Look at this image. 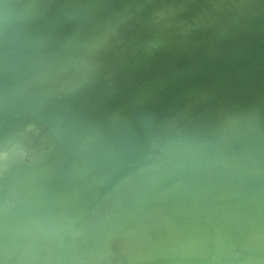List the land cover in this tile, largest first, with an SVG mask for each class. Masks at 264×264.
<instances>
[{
	"label": "rangeland",
	"instance_id": "rangeland-1",
	"mask_svg": "<svg viewBox=\"0 0 264 264\" xmlns=\"http://www.w3.org/2000/svg\"><path fill=\"white\" fill-rule=\"evenodd\" d=\"M31 1H33L34 4ZM206 1H209L210 3H207ZM26 5L30 7V10H28L29 8L26 7ZM131 7H135L131 21H121L113 29V31L108 34L103 44L89 47L84 52H80L81 47L86 44L89 45L99 37V34L94 29V25L99 19L102 18V16H104L109 11H115L117 16H119L120 14L125 12L126 9H129ZM22 11L25 14H23ZM14 12L10 16L12 20L7 25V33L5 39L0 42V80L2 81V84L0 83V119H2L6 113L7 118L11 116L13 125L9 128V131L6 133L3 140L0 141V264H34L35 260V264H42L43 261H45V263L43 264H47V262H50L49 264H52L53 262L54 264L55 259H57L55 260V264H57L58 260L59 262L62 260V258L60 257L62 253L68 254V256L70 255V259L68 260L70 261L69 263L65 262L66 260H63V263L67 264H100L103 255L104 259L106 258L105 260L107 261L109 257L115 255L116 253V242L113 238L115 236H111L106 241H102L100 243L98 242V239H96V237L99 236L100 233L99 232L98 234H96V230L100 228V223H102L96 222V219L98 220L101 212H104V214H106L104 218L105 221H108V219L110 221L113 218L116 219L118 213L120 214L119 216L122 217L121 212H123L122 208L124 206H119V204L122 205L123 203V205H126L125 201L133 198L132 193H134V195H139L140 193H142V191L144 192L145 190H143V188L140 191V187H142L144 183L148 185L152 178H150L149 176L153 175L154 177L156 175L158 180L155 177V179H153L158 182L161 179V176L165 174V172L171 171L172 173L173 170H176L174 171L175 173H173L175 175L174 177L173 174L172 177L170 176V174L169 176L165 175V180L164 178L161 179V183L162 180L167 182L172 181L170 183H166L165 187H167L163 189L165 191H162V194L158 195L155 200H152L149 203L142 204L136 210V212L129 217L127 221L124 220L125 222H123L124 229L130 227V230L127 229L129 230V232H132L135 229L134 227L136 226V224L142 225L144 230L143 234H141V236L139 235L140 237L138 236L135 242L136 244H134L130 248V250L123 249L120 244V247L122 248H120V250L124 251L128 256V264H152L155 259H147V257L149 258V256H151L150 250L153 247H158V244L161 247L163 246L166 249H170L171 247L167 245L169 243H167L168 241H166L168 239L167 237L169 236V226L171 225V223L173 225H179L181 223L182 217L184 216L183 213H185V219H193L199 221L202 225L205 226L206 229H208L209 234L204 239L205 244H207L204 245L205 248L209 249L210 251L206 250L207 252L205 251V256L203 255V257L205 259H208L210 262L220 264L221 261L227 260V262L225 261L227 264H232L233 262L244 260V256L245 259L246 257H253L252 253L254 252L258 256H264L263 250H260V248L264 247V237L261 238L264 231H260V226L262 225V223H264V214L261 212L258 214L259 211L257 212L256 210V213L253 215V217L251 215V218L249 217V215L246 217L248 212L246 210L247 205L245 206L246 200L248 199L247 201L251 202V200L256 199V192L264 187V178L259 180H253L252 178V176L258 174V176L264 177V175H260L261 173H264V127L261 123L263 118L262 111L264 110V101H262V98L257 94H253L250 99L244 97L240 93H237L238 96L236 95V97L232 99L219 97V88L222 84V79L226 78V76L228 77L231 74L233 75L230 77L237 78L236 75H238V78L240 79H254L260 77L263 78L262 80H264V46L247 51L245 53L238 52L237 55H235V59L225 67H222L221 69H212L208 72L193 76L194 81L188 91L189 94L187 93L186 96L181 97V105L169 103L171 95L181 94L177 87L179 84H184L185 78L189 76H187V73H185V71L187 67L190 66V63H194L195 60L199 59L203 55L215 56L217 54L229 51L225 50L226 43L231 41L234 36H237V34L243 31V28L240 27L227 36H223L220 33H215L207 26V22L209 21L210 17H218V19L222 18L224 11L223 9H221L218 1L28 0L23 4V6H20ZM211 20L212 19H210V21ZM132 22H137L138 25L140 24V30H146V32H136L135 29L137 26L132 24ZM183 35L190 38L189 47L191 48V52L188 56L185 57L179 55L174 56L173 52L175 51L176 47V39L180 38ZM54 48L56 49V51ZM163 50H167L163 62L171 60L174 63L171 67H169L170 69L164 68V65L163 68L165 69V71L163 70V68H157L152 65L153 58L157 55H162ZM106 56L109 57L107 58ZM126 59L132 60V62L139 64L140 66H149L150 71L144 74V79L146 80V86L149 84L146 88H150L151 93L148 92V89L143 90L142 93H144L146 96H148L147 94L149 93L151 94V96H149L152 97L153 88L154 92L156 91L157 94H154L153 96L154 98H156L154 99L152 97L153 100L150 98L152 102L146 104V102L148 101L146 100V98H148L149 96L146 97L145 95H142L141 92V94L139 92H134L133 95L135 93L136 95L138 93L142 95H139L141 100H138H140L141 102L139 101L138 103L144 104L145 102L146 105H144L146 106V109L153 107L155 118L159 123L157 122V124L155 125L156 129L154 127V129L149 133L150 135L148 134V137L146 136L147 139L145 138L144 145H141L134 150L135 153L132 154L130 161H127L116 167L106 178H103L99 171L96 172V167H93V164L91 165V163L87 159V154L90 150H92V147L96 140L99 138V135L95 132L96 129L95 131L92 130V132L90 133V129L88 127L89 125L86 126V122H83L84 124H80L82 122V117L80 118V116L82 115L83 109L81 108V104L80 106L78 105L80 101H77L78 98L76 96L78 95L77 92L80 91V88L88 86L90 84H94L97 87L99 86V88L101 86H104L102 88L111 87L115 89L116 87L119 92L127 91V94H125L128 95L129 89L126 90L127 87L125 89L122 85H120L121 83L118 80V71L126 63ZM46 63H49L48 68L46 67L48 65L43 67L44 70L47 69L46 72L43 70V74L39 73L41 65L43 66ZM258 64L263 65L261 66L260 71L257 68L259 67ZM254 67L256 69H254ZM99 69L100 72L103 70L106 71L107 69L109 71H103L102 75V72L98 73ZM110 69L112 70V72L114 71L113 74L112 72H110ZM173 69H175V72H172ZM250 69L252 70V72H250ZM166 70L171 71L167 74H172V77L178 75L176 77L179 78L171 77L172 80H170L169 77L168 80L167 76L164 77L165 73L167 72ZM236 70L242 72L239 73V71L237 72ZM243 70L245 73H243ZM109 72L111 74H109ZM234 72L237 73L235 74ZM247 72L248 74H246ZM154 74H156V76ZM110 75L113 77V82L107 80L111 77ZM153 76L155 78H153ZM116 77L117 79L115 80ZM146 77H150V80ZM217 77H219L221 80L219 81V78ZM104 80H107L106 83H104ZM110 82L111 84H109ZM150 84L152 85V87L150 86ZM160 84H162V88ZM216 84H219L220 86H217ZM213 85H216V88ZM154 88H156V90ZM8 90H11V94L6 95ZM117 90L113 93L112 97L114 98L116 95V98H118L119 100L123 97L120 101L117 100L118 102H121L125 98L123 95L124 93L122 92L123 96H120L121 93H118ZM129 92L131 96H133L132 92ZM40 97L43 103L35 113L28 114L27 110L21 109L20 104H22L23 102L32 101H34V106L33 104L32 106L35 108V99ZM71 97V100H74L73 102H65L66 104H63L60 107H65L67 109L69 106L68 113H70V106L76 104L74 105L76 106V108L72 106L73 108L71 107V110L77 118L73 116V114L72 116H70L71 114L68 113L65 114L66 117H64L63 115L65 111L67 112L68 110H66L65 108H63L62 110L60 107L56 108L57 106H59L58 104L61 105L62 103H64V101H67V99ZM141 97H143V99ZM200 97H202L205 102V108H211L216 105L219 109L218 113L209 120L210 128L188 131L181 139L172 138L170 136L171 128L176 124L184 122L185 118L187 117L186 109L194 108L195 106H197L195 102H197L198 98ZM134 98L137 100L138 96L136 98V96L134 95ZM75 101L77 102L74 103ZM175 105L177 108L175 107ZM141 107L144 108L143 105ZM114 108L104 109V111L107 110L105 111L106 113L104 112L106 115L103 114V116L105 115L106 117L102 116L103 112L101 113V118L103 117L102 119L105 120V122L109 118L110 119L108 120V122L112 120V115L116 116L117 112H115V110L117 109L116 107ZM6 109H8L7 111H9L10 115L8 114ZM9 109L11 110V113ZM59 109L62 110V114H60ZM73 109L76 113L73 111ZM171 109L173 110L172 112H170ZM248 109L253 111L255 119L246 116L245 112ZM108 111L112 113L108 115L110 116L109 118H107V114H109L107 113ZM113 111L116 114H113ZM77 114L81 115L78 116ZM36 115H38V117ZM229 115H234L235 117L230 119L228 117ZM54 116L56 119L54 118ZM74 117L75 120H73ZM78 117L80 118L81 122L79 120H76L79 119ZM27 118H30L31 120H28ZM71 118L73 121H68ZM101 118H97V122H99V124H97L96 122V127L98 125L103 126L104 121L100 120ZM63 120L67 121L68 123ZM167 120L168 122H166ZM62 121L66 125L65 130L63 131H66L69 126H76L77 124L79 125L76 126L78 128L80 126L81 128H88L87 133H85L86 129L83 131V129L79 128L80 130H78V128L76 129V127H71L73 129L72 131L69 127V133V130H67V132L59 131L60 133L64 134L68 133V135L65 134L64 138H62V140L65 142L63 144L66 147L67 144H69L68 151H70V153L68 152V156H65L67 155L65 153V155L63 156L60 150H57V152L54 148L56 139L55 137H57V133H59L57 132L58 129L56 130V127L54 126L59 125ZM102 121L103 124L101 125L100 122ZM32 122H36L40 126H42L45 133L37 135L34 131L29 130L28 126ZM51 122L54 124V130H50L53 125H51ZM72 122H74V124H72ZM158 125L162 126L163 129L161 128V130L163 131V133L160 128L157 127ZM100 126H98L99 128L97 127V132L101 130ZM47 127L50 128L45 129ZM58 127L59 126H57V128ZM158 129L161 132H157ZM77 130L79 132H77ZM88 132L91 137L89 136ZM101 132L103 131H100L98 133L100 134ZM155 132L158 133L157 137H154L156 136L154 135ZM160 134L163 135L159 136L161 138L158 137V135ZM149 137L150 139H148ZM153 138L155 139L153 140ZM151 139L153 140V142ZM155 140L160 143H156ZM163 140L165 142H163ZM148 143H150V145L152 146L150 147ZM21 146H26L28 148V152L24 156L17 150V148ZM70 146L71 148H73V151L71 150ZM141 147H143L144 149H142ZM89 148L91 149L89 150ZM139 150H141V152ZM71 152H73V154ZM139 153L143 154L142 157L144 158L140 156V159ZM223 160L225 161V163L221 162ZM226 165H242L243 167L248 166V169L244 170L242 173L237 172L235 178L225 180L219 175L218 169L220 167H225ZM131 168L132 170H130ZM67 169H70L68 171L69 173H67ZM124 169H127V171H123ZM252 169H255L256 172H254ZM120 172H123L125 174H120ZM57 173H63L62 175L66 177L67 182H72V184L75 185L77 184L80 186H88V182L90 180L95 181V185H93L95 187V194L92 197L93 199H95V201L91 199L92 201L89 204L90 206H88L87 209L85 208L86 210L81 209L82 212L80 210L79 214L76 215V221L74 223H69V221H66V212L56 210L57 208H55L56 206L53 202L41 203L34 198V194L37 188L42 183L51 181L54 175H56ZM118 174L120 175L119 177ZM147 176L150 179H148ZM166 177H170L173 180H168L169 178L167 179ZM146 178L149 180L148 183H146ZM174 178L176 182H173ZM178 178L180 180L177 181ZM153 179L151 180V182L157 183ZM242 183H244V185ZM177 185L178 187L180 186L181 190L184 188V192L187 193L191 189L190 192H193L195 193L194 195H197L194 196L193 193H191L194 198L190 205L187 206L185 202L177 203V201L175 202L174 200L168 198L170 196L169 193L172 192L169 191L173 189L172 187H175ZM135 186H140L138 188L139 190L136 188V190L140 193H136V191L133 192L132 189H134ZM149 186L151 185L149 184ZM181 186L183 188H181ZM146 187L149 188L148 186ZM178 187H175L173 189V192H180L181 190H179ZM227 188L229 190H227ZM193 190L196 191L194 192ZM232 190L234 191L232 192ZM251 190L254 191L255 194ZM183 191H181V193ZM228 191H231V193H229ZM235 192L236 195H233ZM127 193H129V195ZM186 193H183V195ZM210 194L212 197L210 196ZM229 194L231 195L229 196ZM246 195H249L250 199L251 196L254 195V197L252 196L254 199L250 200ZM129 196L132 197L130 198ZM220 196L221 199L219 198ZM233 196L235 197L230 199V197ZM117 197H119L120 201H117ZM134 197H136V195ZM225 197L230 201H224ZM112 198L115 199L113 200L114 203L112 202ZM167 198L169 199V201H167ZM241 199L245 202L244 206L240 204L243 203L241 202ZM108 200H111V206L109 204L108 206H106L107 203H110L108 202ZM170 200H172L173 202L170 203ZM32 201H34L33 203L37 201V205L33 206L34 204H31ZM258 202H256L257 204H255L256 209H261V211L264 212V208H261L264 202H259L261 204V207L257 206L259 205ZM229 204H231L232 207ZM113 205L115 207H113ZM238 205L240 207H238ZM45 207L46 209H44ZM242 208L244 209V212H242L245 213V216L242 215ZM238 209H240V211ZM154 215L156 216V218ZM181 215L183 216L181 217ZM258 215H261L263 220L261 219V216ZM241 216L244 217L242 218ZM255 216L256 220L254 219ZM245 217L250 219V221L253 218V221L250 222L249 220H244ZM259 218L260 220H262V223L258 227L261 222ZM154 219L156 221H154ZM157 220L159 222H157ZM93 221L94 224L92 223ZM244 221H246V223L249 222L247 227L245 226L246 223L244 224ZM254 221L256 223L258 222L259 224H253ZM252 224L254 227L255 225H257V229L252 226V228L256 231L250 227ZM166 227L168 228L166 229ZM232 227H236L234 228L235 231L238 229L239 233L237 232V235L235 231H232V233L231 230H229L232 229ZM89 228H96V230H92V232ZM248 228H250L251 232L253 231V236H255V232L259 234V238L257 237L258 241L261 240L259 241L260 244L258 242L259 247L255 246V244L257 243L254 241L253 237H251L252 235L248 237L250 239H246V237L248 236L247 234L251 233L248 231ZM158 229H163L164 234L157 237L154 231ZM262 229H264V227H262ZM89 230L95 234L93 236H95L94 239L98 244L96 242L94 243L93 236L90 235L92 233H90ZM86 232H88V236ZM13 233H21L22 237L20 236L21 240L19 243L11 245L6 239L9 234ZM240 233H245V237ZM239 235L240 238L236 239L235 236L239 237ZM90 236H92L91 238L93 240L89 238ZM230 236L236 239L235 241H233V243L237 242L238 244H229V240L231 242V239H233L232 237L230 239ZM86 238H89L91 240V244H94V246L92 245L87 248L85 245H82L86 248H83L82 246L79 247L78 244H84ZM150 238H152V240ZM243 238L246 239V241ZM1 239L3 241H1ZM52 239L55 240L59 246V251L56 253L57 256L55 254H52V248L49 249L51 245L50 240ZM161 240H163L164 242L166 241L165 243L167 246L163 245L165 243ZM247 241L249 242V244L247 243V245L249 246L250 244H253V242H255L254 246L251 245L253 246V250H251L254 251L256 247V250L259 249L260 254L259 251H248L250 254H248L247 252V254H242L243 252L250 250L247 245H244ZM85 244L87 245V243ZM105 244L106 246H104ZM225 244H229L231 246L234 245V247L230 246L231 249H229V247L227 248V246L229 245ZM222 245L224 247H222ZM241 246L245 249H243ZM163 247L162 250L166 251ZM219 248H221L222 251H220ZM223 249L224 251L226 250L225 252H227V256L225 257H223L225 255ZM237 250H239L241 253H239V251ZM168 252L169 251L167 250V254ZM219 252L221 255L218 254ZM32 253H34L35 255L39 253V257L36 256V258ZM247 255H250V257ZM256 255H254V257ZM258 256L255 257V259H257ZM262 257L260 258L261 260L258 259L259 264H264V258L262 260ZM23 258L25 259V262ZM53 258L54 260H52ZM28 259L29 262L27 261ZM63 263L60 262V264ZM106 263L107 262H105V264ZM158 264H167V260H160L158 261ZM171 264H184V262L182 258L176 257L172 260Z\"/></svg>",
	"mask_w": 264,
	"mask_h": 264
},
{
	"label": "bare ground",
	"instance_id": "bare-ground-1",
	"mask_svg": "<svg viewBox=\"0 0 264 264\" xmlns=\"http://www.w3.org/2000/svg\"><path fill=\"white\" fill-rule=\"evenodd\" d=\"M32 3H33V1H31ZM207 3H210L209 1H206ZM28 3H30V2H28ZM27 3V4H28ZM34 4V3H33ZM35 4H36V2H35ZM209 5H211V4H209ZM26 7H28V5H26ZM56 7V6H55ZM188 7V6H187ZM24 8H25V6H24ZM29 9L28 10H30V7H28ZM35 8V7H34ZM21 9H23V8H21ZM21 9H20V12H21ZM57 9V8H56ZM25 10H27V9H25ZM31 10H33V9H31ZM36 10V9H35ZM24 11V10H23ZM22 11V12H23ZM61 11V10H60ZM215 11V10H214ZM18 12V11H17ZM25 12V11H24ZM23 12V14H25ZM28 12V11H27ZM30 12V11H29ZM15 13V12H14ZM215 13V12H214ZM218 13V12H217ZM21 14V13H20ZM27 15V14H26ZM11 18V17H10ZM11 20H12V18H11ZM10 20V21H11ZM64 23V22H63ZM27 24H29V23H27ZM46 24V23H45ZM53 25V24H52ZM61 25V24H60ZM59 26V25H58ZM66 26V25H65ZM32 27H33V25H32ZM157 27V26H156ZM155 27V28H156ZM57 28V27H56ZM161 28V27H160ZM157 29V28H156ZM55 30H57V29H55ZM58 31H59V29H58ZM61 31V30H60ZM156 32H157V30H156ZM155 32V33H156ZM160 32H162V31H160ZM51 33V32H50ZM49 35V34H48ZM47 35V36H48ZM49 37V36H48ZM45 39V38H44ZM48 39V38H47ZM189 37H186L185 35H183V36H181L180 38H178V39H176V47H175V51L173 52V54H174V56L176 55V56H183V57H185V56H188L189 55V53L191 52V48L189 47ZM40 41V40H39ZM45 41V40H44ZM41 43H44V42H41ZM46 43V42H45ZM57 45V44H56ZM110 45V44H109ZM58 47V46H57ZM55 49V48H54ZM58 50V49H57ZM55 51H56V49H55ZM46 52V51H45ZM53 52H54V50H53ZM167 53V50H163V53H162V55H157V56H155L154 58H153V66H155V67H157V68H163V66H164V68H167V69H170L169 67H171L174 63L171 61V60H169V61H166V62H163L164 60V56H165V54ZM237 53L238 52H231V51H226V52H223V53H220V54H217V55H215V56H209V55H203V56H201L199 59H197V60H195V62L193 63L192 62V64L190 63L189 65V67H187V69H186V71H185V73H187V76L189 77H186L185 78V83L184 84H182V85H178V90L181 92V94H174V95H169L170 96V99H169V103L170 104H176V105H178V104H180V101H181V97L182 96H186L187 95V93H188V91H189V89H190V87L192 86V84H193V81H194V77L193 76H195V75H199V74H202V73H205V72H208V71H210V70H212V69H221L222 67H225L226 65H228L229 63H231L234 59H235V55H237ZM106 54V53H105ZM258 54V53H257ZM261 54H262V52H261ZM260 55V54H259ZM107 57V56H106ZM109 57V56H108ZM107 57V58H108ZM17 60V59H16ZM127 61H126V63L124 64V66L122 67V68H120L119 69V71H118V80H119V82L121 83L120 85H122L125 89H126V87H127V89L126 90H128L129 89V91H131L132 92V95H133V93L134 92H143V90H147L148 89V92H150L151 93V90H150V88H146V87H148V85L146 86V80L144 79V74L145 73H147L148 71H150V68H149V66H140L139 64H136V63H134V62H132V60H128V59H126ZM20 61V60H19ZM104 62V61H103ZM114 63V62H113ZM46 65H48V66H46ZM264 65V64H263ZM262 64H258V66L259 67H257V66H255V67H257L258 69H259V71H260V69H261V66H263ZM49 67V63L47 64H44L43 66L41 65V67H42V69H41V67H40V72L39 73H42L43 74V67ZM103 66V65H102ZM113 66H115V65H113ZM254 67V69H256ZM163 68V70L165 71V69ZM244 68V67H243ZM251 68V67H250ZM252 69V68H251ZM250 69V70H251ZM253 69V70H254ZM47 70V69H46ZM46 70H44L45 72H46ZM108 70V69H107ZM106 70V71H107ZM111 70V69H110ZM249 70V69H248ZM103 71H105V70H103ZM103 71H101L100 72V69H99V71H98V73H101L102 75H103ZM105 71V72H106ZM109 71V70H108ZM167 72L165 73V75H164V77H168V80H169V77H170V80H172L171 79V77H172V74H167V73H170L171 71H168V70H166ZM237 71V70H236ZM239 71V70H238ZM237 71V72H238ZM245 71H247V70H245ZM110 72H112V70L110 71ZM109 72V74H111ZM114 72V71H113ZM113 72H112V74H113ZM172 72H175V69H173L172 70ZM237 72H234L235 74L237 73ZM242 71H239V73H241ZM249 72V71H248ZM248 72L246 73V74H248ZM250 72H252V70L250 71ZM255 72V71H254ZM257 72V71H256ZM160 73H161V71H160ZM164 73H162V74H164ZM243 73H245L244 72V70H243ZM260 73H262V72H260ZM104 74H106V73H104ZM107 74H108V72H107ZM175 74V73H174ZM151 75V74H150ZM149 75V76H150ZM155 76H156V74H154ZM233 74H231V75H229L228 77L226 76V78H224V79H222V84L220 83V82H218V83H220L221 84V86L219 85V84H216L217 86L219 85L220 86V88H219V97H223V98H227V99H232V98H235L236 97V95H237V93H240L241 95H243L244 97H246V98H248V99H250V97H252V95L253 94H257V95H259L261 98H262V101H264V80H262L263 78H260V77H257V78H254V79H240V78H238V75H236L237 76V78H235V77H230V76H232ZM242 75V74H241ZM245 75V74H244ZM100 76V75H99ZM111 76V75H110ZM176 76H178V75H176ZM176 76H173L174 78H179V77H176ZM249 76V75H248ZM252 76V75H251ZM261 76H263V75H261ZM101 77V76H100ZM159 77V76H158ZM172 77V78H173ZM253 77V76H252ZM255 77V76H254ZM107 78V77H106ZM111 79L113 78L112 76L110 77ZM107 79V80H110V81H112L113 82V79L111 80V79ZM146 78H148V77H146ZM153 78H155L154 76H153ZM217 78H219V77H217ZM222 78H223V76H222ZM250 78V77H249ZM117 79V77L115 78V80ZM149 80H150V77L148 78ZM100 80H102V79H100ZM106 80V81H107ZM221 79L219 78V81H220ZM84 81V80H83ZM105 81V80H104ZM106 81L104 82V83H106ZM2 81L0 80V83H1ZM85 82V81H84ZM89 82V81H88ZM93 82H94V79H93ZM159 82V81H158ZM216 82V81H215ZM98 83H99V81H98ZM103 83V82H102ZM149 83V82H148ZM2 84V83H1ZM101 84V83H100ZM109 84H111V82L109 83ZM119 84V83H118ZM156 84V83H155ZM158 84V83H157ZM58 85V84H57ZM105 85V84H104ZM108 85V84H107ZM113 85V84H112ZM111 85V86H112ZM170 85V84H169ZM216 85L214 86L215 88H216ZM150 86L152 87V85L150 84ZM160 86H161V88H162V84H160ZM160 86H159V88H160ZM164 86V85H163ZM172 86V85H171ZM102 87H104V86H101L100 88H99V86L97 87V86H95L94 84L92 85V84H90V85H88V86H84V87H82V88H80V91L79 92H77L78 93V95L76 96V95H74V96H76L77 98H78V100L77 99H75V100H77L79 103H78V105L80 106V104H81V108L83 109V111H82V115L81 114H79V115H81L80 116V118L82 119L81 121H80V118L79 119H76L77 121L79 120L81 123L80 124H82L83 122H86L87 123V125L86 126H88L89 127V129H90V133L92 132V130H94L95 131V129H96V133L99 135L97 138V140H96V142L94 143V145H93V147H92V150H90L91 148H89V152H88V157H87V159L89 160V162L91 163V165L93 166V167H96L95 169L97 170L96 172H98L99 171V173L102 175V177L103 178H106L116 167H118V166H120L121 164H123V163H125V162H127V161H130V159H131V157H132V154L133 153H135L134 152V150L136 149V148H138V147H140L141 145H144V140H145V138H146V136L154 129V127H155V125L157 124V120H156V118H155V113H154V108L153 107H151V108H149V109H146V104L147 103H149V102H152V97L154 98V94H156V91L154 92V90H153V88H152V91H153V94H152V97H150L151 96V94H147L148 96H146L144 93H142V95H145L146 97H148V98H146V100H148L147 102H146V104H145V102H144V104L142 103H138L141 99H140V96H142V95H140L139 93L136 95V93L134 94L135 96H136V98H137V96H138V98H137V100L138 99H140V100H136L135 98H134V95L133 96H131V94H130V92L128 91V95H126L127 93V91H125V92H119L117 89H116V87H115V89L114 88H102ZM77 88V87H76ZM146 88V89H145ZM159 88H158V90H159ZM169 88H170V86H169ZM174 88V87H173ZM124 89V90H125ZM155 90H156V88H154ZM167 89H168V87H167ZM209 89V88H208ZM212 89V88H211ZM78 90V89H77ZM116 90L118 91V93H121L120 94V96L123 94L124 95V100L123 101H121V102H118L117 100H119L118 98H116L117 96L115 95V97L113 98L112 96H113V93L114 92H116ZM72 91V90H71ZM74 92H75V89H74ZM146 92V91H145ZM126 93V94H125ZM183 93V94H182ZM9 94H11V90H8V92H7V94L6 95H9ZM69 94V93H68ZM72 94V93H71ZM189 94V93H188ZM64 95H65V93H64ZM118 95V94H117ZM122 95V96H123ZM126 95V96H125ZM140 95V96H139ZM157 95V94H156ZM71 96V95H70ZM161 96V95H160ZM238 96V95H237ZM240 96V95H239ZM61 97V96H60ZM116 98V99H115ZM123 98V97H122ZM122 98H120V100L122 99ZM142 99H143V97H141ZM145 98V97H144ZM156 98V97H155ZM154 98V99H155ZM72 99V97L71 98H69V99H67V101H64V103H62L61 105L60 104H58L59 106H57L56 108H58V107H60V106H62L63 104H66L65 102H69V101H72L71 100ZM116 100V101H115ZM119 100V101H120ZM145 100V99H144ZM143 100V101H144ZM31 101V100H30ZM74 101V100H73ZM72 101V102H73ZM77 101H75L74 103H76ZM72 102H70V103H72ZM141 102V101H140ZM182 102V101H181ZM20 103V102H19ZM35 103H36V107L34 108L33 106H34V101H32V102H23L22 104H20V106H21V109H23V110H27V112H28V114H33V113H35L36 111H38V109L42 106V99H41V97L40 98H37V99H35ZM74 103H72V104H74ZM196 103V105L197 106H195L194 108H188V109H186V112H187V117L185 118V120H184V122H182V123H179V124H176V125H174L172 128H171V131H170V136L172 137V138H175V139H181V138H183L184 137V135L188 132V131H191V130H203V129H209L210 128V124H209V120L213 117V116H215L217 113H218V111H219V109H218V107L215 105V106H213V107H211V108H205V102H204V100H203V98L202 97H200V98H198V100H197V102H195ZM32 104H33V106H32ZM47 104V103H46ZM15 105V104H14ZM50 105H52V104H50ZM68 105V104H67ZM74 105H76V104H74ZM74 105H71L70 106V113H68L69 112V110H68V108H69V106H68V108L66 109L65 107H63V108H65L66 110H68L67 112L65 111V109H64V111H65V113H64V117H66V115L65 114H71L70 116H72V114H73V116H75L74 115V113H72V110H71V107L73 106V107H75L76 108V106H74ZM143 105V107L145 108H142L141 106ZM176 105H175V107H176ZM181 105V104H180ZM179 105V106H180ZM44 106V105H43ZM46 106V105H45ZM66 106V105H65ZM52 107V106H51ZM72 107V108H73ZM114 107H116V109L117 110H115V112H117V114L114 112L113 114H116V116L115 115H112L111 116V119L112 120H110L109 122H108V120L110 119L109 117L110 116H108V115H110V114H112L111 112H107V113H109V114H107V118H109V119H107L106 120V122H105V120H103L102 118L106 115L105 113V111H107V110H105L104 111V109H108V108H114ZM174 107V108H175ZM181 107V106H180ZM46 108V107H45ZM53 108V107H52ZM51 108V109H52ZM62 110H63V108L62 107H60ZM74 108V109H75ZM177 108V107H176ZM73 109V111L75 112V110ZM115 109V108H114ZM173 109V108H172ZM170 110V112H172L173 110ZM8 109H6V111H7ZM10 110V109H9ZM47 110V109H46ZM60 110V109H59ZM62 110H60V114H62L61 112H62ZM110 110V109H109ZM112 110V109H111ZM17 111V110H16ZM8 112V114H9V111H7ZM44 112V111H43ZM103 112V113H102ZM105 112V113H104ZM182 112V111H181ZM181 112H180V114H181ZM263 112V118H262V121H261V123H262V125H263V127H264V110L262 111ZM10 113H11V110H10ZM40 113V112H39ZM45 113H46V111H45ZM58 113V112H57ZM76 113V112H75ZM78 113V112H77ZM101 113H102V116H103V114H105L102 118H101ZM159 113V112H158ZM169 113V112H168ZM7 114V115H8ZM51 114V113H50ZM245 114H246V116H248V117H250V118H252V119H255L254 118V113H253V111L252 110H250V109H248L246 112H245ZM10 115V114H9ZM52 115V114H51ZM78 115V114H77ZM78 115V116H79ZM37 117H38V115H36ZM41 116H42V114H41ZM46 116H48V115H46ZM53 116V115H52ZM68 116V115H67ZM70 116H69V118H70ZM100 116V117H99ZM165 116V115H164ZM18 117V116H17ZM33 117V116H32ZM50 117V116H49ZM76 117V116H75ZM75 117L73 118V120H75ZM106 117V116H105ZM230 119H232V118H234L235 116L234 115H229L228 116ZM31 118V117H30ZM29 118V119H30ZM34 118H35V116H34ZM54 118H55V116H54ZM77 118V117H76ZM97 118L99 119V118H101L100 120H103L104 121V124H103V121L102 122H100V124L102 125L103 124V126H100V125H98V126H100L101 127V130L100 131H103V132H101L100 134L98 133V132H100V131H98L97 132V127H96V122H97ZM165 118V117H164ZM28 119V118H27ZM28 119V120H29ZM50 119H52V118H50ZM56 119V118H55ZM58 119V118H57ZM163 119V118H162ZM169 119V118H168ZM1 120V122H0V141H2L3 140V138L5 137V135H6V133L9 131V128L11 127V126H13L12 125V120H11V116H9L8 118H7V116H6V113H5V116L2 118V119H0ZM27 120V121H28ZM31 120V119H30ZM43 120H44V118H43ZM48 120V119H47ZM72 120V118L71 119H69L68 121H71ZM72 120V121H73ZM84 120V121H83ZM99 120V121H100ZM170 120V119H169ZM49 121V120H48ZM63 121H65V120H63ZM60 122V124L59 125H57V126H59L58 128H57V126H54V124L51 122V125H52V127H51V129L50 130H54L53 128L54 127H56L55 129L57 130V132H59V131H63V130H65V123L64 122ZM54 122V121H53ZM55 122H56V120H55ZM54 122V123H55ZM65 122H67V121H65ZM166 122H168V120L166 121ZM68 123V122H67ZM70 123V122H69ZM159 123V122H158ZM72 124H74V122H72ZM77 124V123H76ZM75 124V125H76ZM84 124V123H83ZM97 124H99V122H97ZM166 124V123H165ZM164 124V125H165ZM50 125V124H49ZM71 125V124H70ZM163 125V126H164ZM54 126V127H53ZM68 126H69V124H68ZM76 126H79L78 124L76 125ZM76 126H74V125H71V127H76ZM70 127V126H69ZM69 127L67 128V130H69ZM70 127V130L72 131L73 129ZM102 127H103V129H102ZM157 127H159L160 128V130H161V128H162V126H160V125H158ZM50 128V127H49ZM48 127L47 128H45V129H49ZM78 127H76V129H77ZM79 128H81V126L79 127ZM78 128V130H80ZM99 128V127H98ZM76 129H74V130H76ZM81 129H83V131L85 130V133H87V129L88 128H86V127H83V128H81ZM155 129H156V127H155ZM163 129V128H162ZM20 130V129H19ZM24 130V129H23ZM22 130V131H23ZM67 130L66 131H63V132H67ZM70 130L68 131V133L70 132ZM77 130V132H79ZM21 131V130H20ZM47 131H49V130H47ZM93 131V132H94ZM162 131V130H161ZM161 131H159V129H158V131L157 132H161ZM56 132V133H57ZM76 132V131H75ZM29 133V132H28ZM60 133V132H59ZM57 133V137H55L56 139H55V150L57 151V150H60V152L63 154V156L65 155V154H67V155H65V156H68V154L70 153V151H68L69 150V147H68V145L69 144H67V147L63 144V143H65L63 140H62V138H64V136H65V134H67L68 135V133ZM156 133V132H155ZM154 133V135H156V136H154V137H157V134L158 133H156L155 134ZM162 133H163V131H162ZM165 133H166V131H165ZM168 133V132H167ZM58 134H59V136H58ZM88 134H89V132H88ZM66 135V136H67ZM93 135H95V134H93ZM150 135V134H149ZM82 136H84V135H82ZM89 136H90V134H89ZM152 136V135H151ZM159 136H163V135H158V137ZM167 136V135H166ZM261 136H263V135H261ZM68 137V136H67ZM71 137V136H70ZM86 137V136H85ZM91 137V136H90ZM89 137V138H90ZM148 137V136H147ZM95 138V137H94ZM159 138H161V137H159ZM163 138V137H162ZM68 139V138H67ZM83 139H84V137H83ZM93 139V138H92ZM147 139V138H146ZM148 139H150V137L148 138ZM155 138H153V140H154ZM65 140V139H64ZM76 140H78V139H76ZM95 140V139H94ZM152 140V139H151ZM150 140V141H151ZM153 140H152V142H153ZM157 140V139H156ZM155 140V142L156 143H160V142H158V141H156ZM158 140H161V139H158ZM165 140V139H164ZM163 140V142H165ZM166 140H168V139H166ZM63 141V142H62ZM66 141V140H65ZM73 141V140H72ZM75 141V140H74ZM149 141V142H150ZM78 142V141H77ZM76 142V143H77ZM80 142V141H79ZM90 142V141H89ZM82 143V142H81ZM151 143V142H150ZM150 143H148V145H150ZM162 143V142H161ZM72 144V143H71ZM86 144H87V142H86ZM155 144V143H154ZM89 145V144H88ZM91 145V146H92ZM146 145V144H145ZM162 145V144H161ZM259 145V144H258ZM90 146V147H91ZM152 145H150V147H151ZM260 146V145H259ZM144 147V146H143ZM143 147H141L142 149H144ZM148 147V146H147ZM146 147V148H147ZM70 148H71V146H70ZM80 148V147H79ZM257 148V147H256ZM73 148H71V150H72ZM75 149V148H74ZM84 149V148H83ZM82 149V150H83ZM141 149V150H142ZM258 149V148H257ZM78 150H80V149H78ZM141 150H139L140 152H141ZM54 151V150H53ZM63 151V152H62ZM73 151V150H72ZM138 151V152H139ZM58 152V151H57ZM69 152V153H68ZM137 152V153H138ZM155 152V151H154ZM65 153V154H64ZM72 154H73V152H71ZM160 153V152H159ZM71 154V155H72ZM75 154H76V152H75ZM141 153H139V157L141 156L142 157V155L143 154H141ZM145 154V153H144ZM70 155V156H71ZM79 155H80V153H79ZM78 155V156H79ZM136 155V154H135ZM134 155V156H135ZM200 155H202V154H200ZM77 156V155H76ZM156 156V155H155ZM219 156V155H218ZM57 157V156H56ZM136 157V156H135ZM139 157H138V159H139ZM141 157H140V159H141ZM157 157V156H156ZM263 157V156H262ZM72 158V157H71ZM142 158H144V157H142ZM76 159H78V158H76ZM83 159V158H82ZM253 160H254V158H253ZM79 161V160H78ZM136 161V160H135ZM237 161V160H236ZM243 161V160H242ZM249 161H251V160H249ZM84 162V161H83ZM221 162H224L225 163V161L223 160V161H221ZM241 162V161H240ZM69 163V162H68ZM247 163V162H246ZM255 163V162H254ZM257 163V162H256ZM259 163V162H258ZM83 164V163H82ZM215 164V163H214ZM217 164V163H216ZM264 164V163H263ZM228 165V164H227ZM226 165V166H227ZM245 165V164H244ZM64 166V165H63ZM87 166H89V165H87ZM233 166V165H232ZM242 166V165H241ZM249 166H251V165H249ZM72 167V166H71ZM248 167V166H247ZM261 167V166H260ZM264 167V166H263ZM68 168H70V167H68ZM92 168V167H91ZM128 168H130V167H128ZM253 168V167H252ZM262 168V167H261ZM260 168V169H261ZM75 169V168H74ZM120 169V168H119ZM207 169V168H206ZM259 169V168H258ZM257 169V170H258ZM70 170V169H69ZM68 169H67V173H69L68 171H69ZM94 170V169H93ZM130 170H132V168L130 169ZM210 170V169H209ZM209 170H208V172H209ZM253 170V169H252ZM56 171V170H55ZM123 171H127V169L125 170H123ZM174 171H176V170H173V172L171 173V171H167V172H165V174L164 175H162L161 176V179H163L164 177H165V175L167 176H169L170 174V176L172 177V174L173 173H175ZM254 172H256L255 171V169L253 170ZM261 171H262V169H261ZM57 172V171H56ZM250 172V171H249ZM263 172V171H262ZM121 173H123V172H120V174ZM253 173V172H252ZM261 173V172H260ZM63 174V173H62ZM62 174H60V173H57L56 175H54V177H53V179L51 180V181H48V182H44V183H42L38 188H37V190L35 191V194H34V198L36 199V200H38L39 202H43V203H50V202H53L54 203V205L56 206L55 208H57L56 210H61V211H65L64 213H65V215L67 214V220L66 221H69V223H74L75 221H76V215L77 214H79V212H80V210L81 209H87V207L88 206H90L89 204L91 203V199H93L92 197H93V195L95 194V187L93 186V185H95L94 183H95V181L94 180H90L89 182H88V186H84V185H82V186H80V185H75V184H72V182L71 183H68L67 182V180H66V177L64 176V175H62ZM123 174H125V173H123ZM122 174V175H123ZM66 175V174H65ZM121 175V176H122ZM259 175V174H258ZM120 175L118 174V177H119ZM175 175L173 174V177H174ZM72 177V176H71ZM150 178H151V180L155 177L156 179H157V177H156V175L153 177V175H151V176H149ZM181 177V176H180ZM183 177H186V176H183ZM248 177H249V175H248ZM260 177V176H259ZM263 177V176H262ZM147 178H148V176H147ZM146 178V179H147ZM150 178H148V179H150ZM154 178V179H155ZM159 178V177H158ZM167 178V177H166ZM169 178V179H168ZM167 179L168 180H171L172 178H170V177H168ZM235 178V177H234ZM240 178V177H239ZM258 178V177H257ZM109 179V178H108ZM114 179V178H113ZM147 179V182L146 183H148V180ZM153 179V180H154ZM161 179L157 182L156 180H154V181H156L157 183H160V184H157V183H152L151 182V180H150V182L148 183V185H146L145 183L142 185V187H140V191L142 190V188H143V190H145L144 192L142 191V193H140L139 191H137L136 190V188L138 189L139 187L138 186H135V188L134 189H132L133 190V192L134 191H136V193L137 192H139L138 194L139 195H137V194H135L136 195V197H134L135 195H134V193H132L133 194V198L132 199H130V200H126L125 201V204L126 205H123V203H122V205L121 204H119V206H124L123 208H122V210H123V212H121L122 214H121V216L122 217H120L119 215V213H118V215L116 216V219L115 218H111L112 220H110L109 221V219H108V221L106 222L105 220H104V218H105V215L106 214H104V212L102 213L101 212V215L98 217V220H100V221H98L97 219H96V222H102L103 223V220H104V223L102 224V223H100L101 225L99 226L100 228H98V227H96V228H98V230H96V228L95 229H91V228H89L91 231L93 230V231H95L96 230V234H98L99 232V236H97L96 237V239H98V242L100 243V242H104V241H106L109 237H111V236H115V237H113L114 239H116V238H118V240L120 241V244H121V246H122V248L123 249H125V250H130V248L134 245V244H136L135 242H136V240H137V238H138V236L140 235L141 236V234H143V232H144V230H143V226L142 225H140V224H136V226L134 227L135 229L131 232H129V228L130 227H128L127 229H129V230H127L126 228L124 229V226H123V222H125V221H127L128 219H129V217L131 216V215H133L135 212H136V210L142 205V204H145V203H149V202H151L152 200H155V198L158 196V195H160V194H162V191H165V190H163L164 188H166L165 187V185H166V183H168L167 181H164L165 180V178H164V180H162V183H161ZM166 179V180H167ZM182 179V178H181ZM250 179V178H249ZM248 179V180H249ZM76 180V179H75ZM111 180H112V178H111ZM158 180V179H157ZM173 180V179H172ZM178 180H180L179 178L177 179V181ZM238 180H240V179H238ZM241 180H243V179H241ZM246 180V179H245ZM251 180V179H250ZM115 182H117V181H115ZM170 182H172V181H170ZM169 182V183H170ZM173 182H176V180H175V178H174V181ZM244 182V181H243ZM248 182V181H247ZM238 183V182H237ZM245 183V182H244ZM244 183H242L243 185H244ZM149 184L151 185V186H149ZM157 186H156V185ZM251 184V183H250ZM262 184V183H261ZM141 185V184H140ZM144 185H146V186H148L149 188H147L146 186H144ZM153 185V186H152ZM154 185H155V187H154ZM168 185V184H167ZM144 186V187H143ZM257 186V185H256ZM260 186V185H259ZM107 187V186H106ZM111 187V186H110ZM146 187V188H145ZM175 187H178V185L177 186H175ZM175 187H172L173 189L175 188ZM234 187H236V186H234ZM245 187V186H244ZM102 188V187H101ZM145 188V189H144ZM181 188H183L182 186H181ZM253 188V187H252ZM104 189V188H103ZM106 189V188H105ZM173 189H171L169 192H171V193H169L170 194V196L168 197L169 199H172V200H174L175 202L177 201V203H183V202H185V204H187V206L188 205H190L191 203H192V201H193V195L195 194V193H193V192H190L191 191V189L186 193V192H184L183 190H184V188L181 190L180 189V186L178 187V189L179 190H181V191H183L182 193H181V191L180 192H177V193H175V192H173ZM231 189V188H230ZM240 189V188H239ZM249 189V188H248ZM139 190V189H138ZM227 190H229L228 188H227ZM236 190V189H235ZM243 190V189H242ZM103 191V190H102ZM105 191V190H104ZM126 191V190H125ZM124 191V192H125ZM129 191V190H128ZM127 191V192H128ZM186 191V190H185ZM194 191V190H193ZM196 191V190H195ZM194 191V192H195ZM225 191V190H224ZM234 190H232V192H233ZM247 191V190H246ZM252 191V190H251ZM229 193H231V191H228ZM250 192V191H249ZM252 192H254V191H252ZM130 193H131V190H130ZM174 193V194H173ZM183 193H186V194H184L183 195ZM191 193H193V195L191 194ZM226 193V192H225ZM224 193V194H225ZM240 193H242V192H240ZM248 193V192H247ZM104 194V193H103ZM126 194V193H125ZM128 195H129V193H127ZM132 194H130V195H132ZM173 194V195H172ZM212 194V193H211ZM211 194H210V196H211ZM221 194V193H220ZM239 194V193H238ZM253 194V193H252ZM254 194H255V192H254ZM123 195V194H122ZM127 195V196H128ZM214 195V194H213ZM231 194H229V196H230ZM233 195H236V192L233 194ZM126 196V195H125ZM140 196H143V199L139 202V203H136V204H132L131 202L133 201V199H136V198H138V197H140ZM194 196H197V195H194ZM224 196V195H223ZM222 196V197H223ZM229 196H228V199H229ZM247 196V195H246ZM251 196V195H250ZM253 197H254V195H252ZM251 196V199H254L253 197ZM26 197H27V195H26ZM130 198L132 197V196H129ZM212 197V196H211ZM235 196H233V197H230V199H232V198H234ZM241 197V196H240ZM242 197H243V195H242ZM114 198H116V197H114ZM167 198V199H168ZM214 198V197H213ZM212 198V199H213ZM218 198V197H217ZM220 199H221V196L219 197ZM224 198V197H223ZM236 198H238V197H236ZM246 198V197H245ZM247 198H249V195L247 196ZM98 199V198H97ZM169 199L167 200V201H169ZM226 199V200H225ZM225 199H224V201H230V200H227V198L225 197ZM250 199V198H249ZM250 199V200H251ZM24 200V199H23ZM113 200H115V199H113L112 198V202L114 203V201ZM120 201V199H119V197H117V201ZM172 200H170L171 202L170 203H172L173 201ZM215 200H216V198H215ZM246 200V199H245ZM248 200V199H247ZM246 200V203L244 202V201H242V199H241V202H243V203H240L242 206H244V203H245V206L247 205V212H248V214L246 215V217L249 215V217L251 218V216L253 217V215L256 213V210H257V212H258V214L261 212V213H263L264 214V212H262L261 211V209L259 210V209H256V205L255 204H257L256 202H264V187L262 188V189H260L259 191H257L256 192V199H254V200H251V202L249 203L248 201ZM93 201H95V199H93ZM123 201H124V199H123ZM123 201H121V202H123ZM34 201H32L31 202V204H34L33 206H35V205H37L36 204V202L35 203H33ZM108 202H110V203H107V205L106 206H108V204L110 205L112 202H111V200L109 201L108 200ZM127 202V203H126ZM154 202V201H153ZM219 202V201H218ZM226 202V203H227ZM258 202V203H259ZM12 203V202H11ZM118 204H116V205H118ZM153 204H155V203H153ZM176 204V203H175ZM112 205V204H111ZM110 205V206H111ZM115 205V204H114ZM113 205V207H115ZM157 205V204H156ZM230 206H231V204H229ZM261 204L259 203V205H257V206H260ZM264 203L262 204V207L261 208H264ZM42 206V205H41ZM92 206V205H91ZM155 206V205H154ZM186 206V207H187ZM229 206V207H230ZM152 207H153V205H152ZM232 207V206H231ZM230 207V208H231ZM238 207H240L239 205H238ZM31 208V207H30ZM119 208V207H118ZM243 208H245V207H243ZM242 208V210H241V212L243 211L244 212V209ZM44 209H46V207L44 208ZM85 209V210H86ZM106 209H107V207H106ZM152 209V208H151ZM150 209V210H151ZM167 209V208H166ZM241 209V208H240ZM240 209H238L239 211H240ZM84 210V211H85ZM117 210V209H116ZM120 210H121V208H120ZM34 211V210H33ZM149 211V210H148ZM170 211V210H169ZM168 211V212H169ZM172 211V210H171ZM182 211V210H181ZM226 211H228V210H226ZM230 211V210H229ZM263 211H264V209H263ZM81 212H82V210H81ZM116 212H118V211H116ZM153 212H155V211H153ZM173 212V211H172ZM241 212H240V215H241ZM242 212V215H244L245 216V213H243ZM246 212V211H245ZM246 212V213H247ZM146 213V212H145ZM159 213V212H158ZM181 213H183V212H181ZM238 213V212H237ZM235 214V213H234ZM153 215V214H152ZM158 215V214H157ZM184 215V216H183ZM183 215H181V217H182V220H181V223L179 224V225H173L172 223H171V225L169 226V236L166 238L167 240L166 241H168L167 243H169V244H167V245H169L171 248V250L170 249H166V248H164L163 246V248L166 250V251H164V250H162V247L161 246H159V244H158V247H153L151 250H150V252H151V256H149V258L147 257V259H155V261L152 263V264H158V261H160V260H167V264H171L172 263V260L173 259H175L176 257H179V258H182L183 259V262H184V264H217V263H214V262H210L208 259H205L204 257H203V255H204V253H205V251L206 250H209V249H206L205 248V245L207 244H205V241H204V239L207 237V235L209 234V232H208V229H206L205 228V226L204 225H202L199 221H196V220H193V219H185V213H183ZM251 215V216H250ZM257 215V214H256ZM262 215V214H261ZM261 215H258V216H261ZM75 216V217H74ZM119 216V217H118ZM150 216V215H149ZM155 216V215H154ZM159 216V215H158ZM166 216H167V214H166ZM243 216V217H244ZM38 217V216H37ZM66 217V216H65ZM114 217V216H113ZM140 217V216H139ZM142 217H144V216H142ZM242 217V216H241ZM242 217V218H243ZM244 218V220H249L250 221V219H248V218ZM146 218H148V217H146ZM153 218V217H152ZM155 218H156V216H155ZM160 218V217H159ZM159 218H157V219H159ZM165 218V217H164ZM256 218V216L254 217V219ZM258 218V217H257ZM66 219V218H65ZM75 219V220H74ZM144 219V218H143ZM150 219V218H149ZM261 219H262V216H261ZM263 219H264V217H263ZM262 219V220H263ZM125 220V221H124ZM153 220V219H152ZM163 220V219H162ZM165 220V219H164ZM256 220V219H255ZM258 220V219H257ZM259 220H260V218H259ZM262 220H260L259 222H260V224L257 222H253V224H259L258 225V227L261 225V223H262ZM95 221V220H94ZM94 221L92 222L93 224H94ZM137 221V220H136ZM154 221H156L155 219H154ZM251 221H253V218H252V220ZM250 221V222H251ZM264 221V220H263ZM157 222H159L158 220H157ZM162 222H165V221H162ZM145 223V222H144ZM148 223V222H147ZM223 223V222H222ZM246 223V221H244V224ZM146 224V223H145ZM242 224H243V220H242ZM249 224V222L248 223H246V227H247V225ZM251 224V223H250ZM253 224L250 226L251 228H252V226H253ZM239 225H240V223H239ZM257 225H255V227L254 228H256V226ZM264 225V223H262V225L260 226L261 227V230L260 231H264V229H262V227H264L263 226ZM94 226V225H93ZM131 227H133V226H131ZM223 227V226H222ZM240 227V226H239ZM245 227V228H246ZM168 227H166V229H167ZM234 228H236V227H234ZM233 227H232V229H229V230H231V232L232 231H235V229H234ZM242 228H244V227H242ZM212 229V228H211ZM253 229V228H252ZM257 229V228H256ZM89 230V231H90ZM253 230H255V229H253ZM90 231V233H92ZM166 231V230H165ZM214 231V230H213ZM212 231V232H213ZM245 231H247V230H245ZM248 231L249 232H251V230H250V228H248ZM256 231V230H255ZM259 231V232H260ZM57 232V231H56ZM167 232V231H166ZM227 232V231H226ZM229 232V231H228ZM236 232V235H237V232L239 233V231H238V229L235 231ZM248 232V233H249ZM253 232V231H252ZM252 232L250 233V234H247L248 236L246 237V239L248 238V237H250L251 235V237H253V239H254V241L257 243V244H255V246H258V242L259 241H261V240H259L258 241V238H259V234L257 233V232H255V236H253V234H252ZM47 233V232H46ZM55 233V232H54ZM88 232H86V234H87ZM233 233V232H232ZM231 233V234H232ZM246 233V232H245ZM243 234L244 235V237H245V235L246 234ZM257 233V234H256ZM216 234V233H215ZM215 234H214V237H215ZM231 234H228V235H231ZM241 234V233H240ZM241 234V235H242ZM90 235H95L94 233H92V234H90ZM224 235V234H223ZM233 235V234H232ZM234 235H235V233H234ZM256 235H258V236H256ZM7 236V235H6ZM20 236H21V233L19 234V233H13V234H9L8 236H7V241L12 245V244H17V243H19L20 242ZM34 236V235H33ZM87 236H88V234H87ZM86 236V237H87ZM92 236H90L89 238L91 239V240H93L94 239V237L95 236H93V239L91 238ZM139 236V237H140ZM217 236V235H216ZM263 236V235H262ZM22 237V236H21ZM213 237V236H212ZM227 237V236H226ZM231 237L232 236H230V239H231ZM236 237V239L237 238H240V235H239V237H237V236H235ZM241 237H243V236H241ZM258 237V238H257ZM261 237V236H260ZM49 238V237H48ZM84 238H85V236H84ZM89 238H86V240H87V242H86V240H85V243H87V245L84 243V244H82V243H80V244H78L79 245V247H81L82 245H85L87 248L88 247H90V246H94V244H91V240L89 239ZM113 238H112V240H113ZM165 238V237H164ZM233 238V237H232ZM261 238H263V237H261ZM151 240H152V238H150ZM229 239V238H228ZM235 238H233V239H231L232 241L230 242V240H229V244L230 243H233V241H235L236 240ZM244 239V238H243ZM242 239V240H243ZM246 239H244L245 241H246ZM248 239H250V238H248ZM247 239V240H248ZM253 239H252V241H253ZM1 241H3L2 239H1ZM51 241V245H50V247H49V249L50 248H52V254H55L56 256H57V252L59 251L58 249H59V246H58V244H57V242L55 241V240H50ZM94 241V243L96 242L97 243V241L94 239L93 240ZM93 241H92V243H93ZM158 241V240H157ZM161 241H163V240H161ZM165 241V242H166ZM221 241V240H220ZM228 241V240H227ZM250 241V240H249ZM89 242V243H88ZM164 242V241H163ZM164 242V243H165ZM242 242V241H241ZM255 242H253V244H250V246L251 245H253L254 246V243ZM263 242H264V239H263ZM107 243V242H106ZM109 243V242H108ZM243 243H245V242H243ZM247 243L249 244V242L247 241L246 242V244H244V245H247ZM89 244V245H88ZM98 244V243H97ZM160 244H162V243H160ZM205 244V245H204ZM220 244V243H219ZM229 244H225V245H229ZM233 244H238L237 242L235 243H233ZM240 244V243H239ZM259 244H260V242H259ZM263 244V243H262ZM48 245V246H49ZM163 245H166V243L165 244H163ZM166 245V246H167ZM241 245H242V243H241ZM18 246V245H17ZM104 246H106V244L104 245ZM230 246L231 245H229V246H227V248L229 247V249H231L230 248ZM233 247H234V245H232ZM231 246V247H232ZM236 246H239V245H236ZM248 247H249V249L250 250H247V251H245V250H242V251H245V252H243L242 254H244V253H248V254H250L248 251H251V252H254V251H259V249H257L256 250V247H255V250L254 251H252L253 249V246H251V248H250V246L249 245H247ZM83 248H86V247H84V246H82ZM160 247V248H159ZM222 247H224L223 245H222ZM226 247V246H225ZM242 247V246H241ZM241 247H239V248H241ZM259 247V246H258ZM261 247H262V245H261ZM19 248V247H18ZM121 248V249H122ZM147 248V247H146ZM236 248V247H235ZM238 248V249H239ZM243 248V247H242ZM264 247H262V248H260V250L262 249L263 250V253H264V249H263ZM17 249V248H16ZM27 249V248H26ZM110 249V248H109ZM213 249V248H212ZM229 249H227V250H229ZM243 249H245V248H243ZM252 249V250H251ZM63 250V249H62ZM61 250V251H62ZM138 250V249H137ZM167 250L169 251L168 252V254H167ZM216 250H218V249H216ZM215 250V251H216ZM219 250L220 251H222L221 250V248H219ZM12 251V250H11ZM110 251V250H109ZM144 251V250H143ZM210 251V250H209ZM223 251H224V249H223ZM226 251V250H225ZM224 251V252H225ZM231 251V250H230ZM237 251H239V250H237ZM136 252V251H135ZM148 252V251H147ZM166 252V253H165ZM207 252V251H206ZM223 252V253H224ZM9 253V252H8ZM149 253V252H148ZM209 253V252H208ZM239 253H241L240 251H239ZM246 253V254H247ZM255 253V252H254ZM254 253H252L253 254V257H254V255H256V253L254 254ZM263 253H261V254H263ZM14 254V253H13ZM17 254V253H16ZM32 254H34V253H32ZM114 254V253H113ZM218 254H220V252L218 253ZM245 254V255H246ZM259 254H260V251H259ZM107 255H108V253H107ZM131 255V254H130ZM214 255V254H213ZM216 255V254H215ZM221 255V254H220ZM224 255V254H223ZM222 255V256H223ZM264 255V254H263ZM33 256H37V257H39V253L37 254V255H33ZM55 256V257H56ZM70 256V255H69ZM69 256H68V254H65V253H62L61 255H60V257L62 258V260L60 261L61 263H63V260H66L65 262H70V261H68L70 258H69ZM101 256V255H100ZM132 256V255H131ZM205 256V255H204ZM207 256V255H206ZM221 256V257H222ZM225 256H227V252H225V255L223 256V257H225ZM242 256V255H241ZM244 256V255H243ZM247 256H249L250 257V255H247ZM252 256V255H251ZM258 255H256L255 257H257ZM261 256V255H260ZM260 256H258V258L257 259H255V257L253 258V257H250V258H248V257H246V259L243 257V259L244 260H240V261H238V262H231L232 264H259V261H258V259H260L261 257ZM26 257V256H25ZM24 257V258H25ZM36 257V258H37ZM50 257V256H49ZM48 257V258H49ZM76 257V256H75ZM215 257V256H214ZM218 257V256H217ZM217 257H216V259H217ZM260 257V258H259ZM23 258V259H24ZM31 258H32V256H31ZM60 258V259H61ZM98 258V257H97ZM219 258V257H218ZM233 258V257H232ZM263 258H264V256L262 257V260H263ZM30 259V258H29ZM29 259L27 260L28 262H29ZM50 259V258H49ZM106 259V258H105ZM104 259V255H103V258H101V262H100V264H105V262H106V260ZM213 259V258H212ZM52 260H54V258L52 259ZM51 260V261H52ZM55 260H57V259H55ZM54 260V262L56 263V261ZM139 260V259H138ZM220 260V259H219ZM232 260V259H231ZM239 260V259H238ZM261 260V259H260ZM42 261V260H41ZM48 261H50V260H48ZM82 261V260H81ZM137 261V260H136ZM226 262H227V260H225ZM225 261H221L220 262V264H227ZM228 261H229V257H228ZM23 262V261H22ZM24 262H25V259H24ZM34 262V261H33ZM47 262V261H46ZM60 262H59V260H58V262H57V264L59 263L60 264ZM133 262H134V259H133ZM20 263V262H19ZM36 263V260H35V262H34V264ZM43 263H45V261H43ZM42 263V264H43ZM50 262H47V264H49ZM54 263V264H55ZM72 263V262H71ZM21 264V263H20ZM31 264V263H30ZM52 264H53V262H52ZM63 264H67V263H63ZM134 264V263H133ZM229 264V263H228Z\"/></svg>",
	"mask_w": 264,
	"mask_h": 264
},
{
	"label": "water",
	"instance_id": "water-1",
	"mask_svg": "<svg viewBox=\"0 0 264 264\" xmlns=\"http://www.w3.org/2000/svg\"><path fill=\"white\" fill-rule=\"evenodd\" d=\"M28 0H0V42L5 39L7 33V25L10 22L11 14L23 6ZM223 9L222 18L210 17L212 19L207 22V26L215 33H220L223 36H227L231 32L237 30L238 28H243L237 36H234L231 41L226 43L225 50L231 52L245 53L247 51L264 46V0H216ZM136 7V6H135ZM131 7L126 9L125 12L117 16L115 11H109L101 19H99L94 25L95 31L99 34L98 38L90 43L89 45H84L81 47L80 52H84L87 48L103 44L105 38L108 34L113 31V29L121 21H131L133 16L134 8ZM221 17V16H219ZM136 27V32H141L138 23L132 22ZM142 32H146L142 31ZM38 78V77H37ZM28 129L34 131L37 135L45 133L42 126L36 122H32ZM18 152L23 156L28 152L26 146H21L17 148ZM248 167L241 166H225L220 167L218 170L219 175L227 179H232L238 173H242L247 170ZM260 175H264L261 173ZM258 177V178H256ZM253 180H259L264 177H259L258 175L252 176ZM143 199L140 196L133 199L132 204L139 203ZM155 235L161 236L164 234L163 229H158L154 231ZM264 235V233L262 234ZM264 237V236H262ZM261 239V238H260ZM115 255L107 259L106 264H128V256L124 251L120 250V241L118 238L115 239ZM111 253V252H110Z\"/></svg>",
	"mask_w": 264,
	"mask_h": 264
}]
</instances>
